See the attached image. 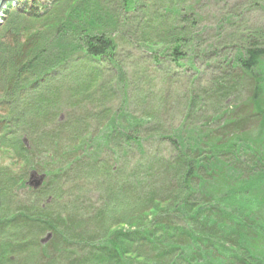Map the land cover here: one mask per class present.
I'll return each instance as SVG.
<instances>
[{"label":"trees","instance_id":"1","mask_svg":"<svg viewBox=\"0 0 264 264\" xmlns=\"http://www.w3.org/2000/svg\"><path fill=\"white\" fill-rule=\"evenodd\" d=\"M170 2L160 8L167 14ZM117 3L122 12L111 16L94 0H55L42 13L23 11L22 19L11 3L3 12L0 149H12L27 165L15 173L0 167V264L31 262L39 254L43 264H264L258 246L260 240L264 244V86L258 85L264 39H241L234 59L235 69L255 83L249 117H261L254 132L235 136L243 146L223 145L196 126L173 135L178 145L169 138L178 162L143 153L140 163L115 170L102 155L120 163L129 150L140 148V120L123 111L113 115L106 107L99 120L90 111L73 113L83 103L80 93L105 85L99 86L102 63L118 66L112 33L127 27L124 15L139 0ZM160 15L150 11L154 18L142 27L136 22L135 29L151 28L152 41L175 66L194 60L189 53H195L196 21L179 15L186 25L168 22L162 30ZM154 55L158 62L161 55ZM194 102L190 99L186 121L198 110ZM94 122L98 128L91 133ZM148 133L143 143L159 131ZM241 150L252 156L250 166L237 156ZM32 172L44 176L37 189L27 184ZM47 233L51 238L41 245Z\"/></svg>","mask_w":264,"mask_h":264},{"label":"rangeland","instance_id":"2","mask_svg":"<svg viewBox=\"0 0 264 264\" xmlns=\"http://www.w3.org/2000/svg\"><path fill=\"white\" fill-rule=\"evenodd\" d=\"M94 1L98 3L97 8L101 7L109 16L115 11L122 12L117 0L110 2L105 0L107 5L104 0ZM166 1L168 6H171V0H139L137 8L124 15L127 19V27L124 26L119 34L112 33L113 39L117 42L115 60L118 66L102 63L100 69L103 79L99 86L104 83L105 85L100 88L101 90L89 89L84 94L80 93V98H76L83 99L81 106L73 113L77 117L90 111L89 114L96 115L98 120L102 119L98 112L106 107L113 115L123 111L140 120L139 137L142 141L140 148L129 150L128 154L121 158L120 163L116 162L115 157L109 153L102 155L103 159L108 158L106 161H109V165L115 170L124 164L133 166L141 162L143 153L156 157L159 161L162 158L163 161L170 159L172 162H178L179 152L174 145H171L169 138L175 140L173 135L196 126H202L205 133L211 132L212 137L221 139L223 145L233 143L236 146H243V143L236 141L235 136L242 133L251 134L256 128L257 120L261 119L258 113H253L255 117H249L250 109L246 106L250 105L255 83L252 78H247L239 69H235L234 59L241 39L244 38L248 42L264 39V0H172L173 8L168 14L160 9L165 6ZM10 3L16 8L13 11L14 16L17 15L22 19L27 18L20 15L23 11L27 13L31 8L42 13L46 8L54 6L55 0H6L0 9V26H2L0 35L5 27L3 12ZM150 11L161 13L158 22L162 30L168 27V22L173 25H186L182 23L179 15H189L196 21L195 28L191 30L197 41L195 53H189L191 56H196L194 60L182 61L181 66L177 67L161 49L163 47L155 45L152 41L155 33L151 28L147 32L145 28H140L137 32L136 22L142 27L149 19L154 18L149 16ZM95 14L98 17L101 15L97 11ZM27 22L28 20L25 23ZM149 25L153 24L149 23ZM260 43L263 46L264 41ZM154 52L161 55L158 57V62L153 58ZM258 79H261L259 81L261 84L258 85L264 86V77ZM107 81H109L108 85ZM66 95L69 97L65 90L62 96L63 108L68 100ZM192 98L198 110L190 113L186 121L184 119L189 114L188 106ZM66 115H68L67 110L60 114V120ZM233 121H236L233 125L226 126L228 122ZM95 122L88 130L91 133H95L98 128ZM119 123L124 125V121ZM153 128H157L159 133L156 135L153 133L154 140H145L143 143L144 138L150 135L148 131ZM209 141L211 145V140ZM174 142L178 145V139ZM203 149L206 156L207 148ZM224 155L226 161H233L231 154ZM237 156L246 166H250L253 161L252 156L244 150L239 151ZM27 180L29 181V177ZM194 200L191 199L190 202ZM201 200L202 196L199 194L196 202ZM206 202L210 201L206 200ZM221 210L227 213L223 208ZM120 229L125 230L123 227ZM48 235L49 241L51 233L45 234L41 241ZM48 241L41 245H45ZM258 246L264 250L262 240L258 242ZM37 256L31 262L18 264H43L45 261H41L43 259H40L41 255Z\"/></svg>","mask_w":264,"mask_h":264},{"label":"clouds","instance_id":"3","mask_svg":"<svg viewBox=\"0 0 264 264\" xmlns=\"http://www.w3.org/2000/svg\"><path fill=\"white\" fill-rule=\"evenodd\" d=\"M26 165L27 161L18 159L12 149H0V167L15 173Z\"/></svg>","mask_w":264,"mask_h":264},{"label":"water","instance_id":"4","mask_svg":"<svg viewBox=\"0 0 264 264\" xmlns=\"http://www.w3.org/2000/svg\"><path fill=\"white\" fill-rule=\"evenodd\" d=\"M6 0H0V9L2 8L3 3ZM44 176H39L36 173L32 172L28 181V186H31L34 189H37L39 186H41ZM49 235L41 241V243H45L49 239Z\"/></svg>","mask_w":264,"mask_h":264}]
</instances>
